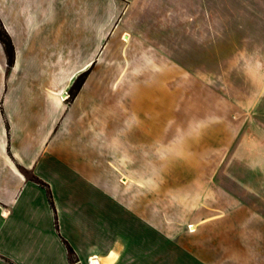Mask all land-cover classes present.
<instances>
[{"label":"rangeland","instance_id":"rangeland-1","mask_svg":"<svg viewBox=\"0 0 264 264\" xmlns=\"http://www.w3.org/2000/svg\"><path fill=\"white\" fill-rule=\"evenodd\" d=\"M13 1L1 3L11 10ZM37 2L25 0L37 14L0 18L13 47L9 65L0 41V140L10 137V109L34 112L24 97L54 93L71 108L92 95L96 129L105 127L96 141L107 143L108 167L120 172L110 170V188L142 216L143 257L264 264V53L253 52L263 43L220 21L213 3L176 6L172 23L163 0ZM218 10L249 21L239 2L224 0ZM57 133L45 134L43 152ZM16 167L56 210L49 183ZM31 189L0 220L6 237L31 235L13 230L32 224L19 212ZM7 260L0 254V264H13ZM68 260L81 264L74 253Z\"/></svg>","mask_w":264,"mask_h":264},{"label":"crops","instance_id":"crops-1","mask_svg":"<svg viewBox=\"0 0 264 264\" xmlns=\"http://www.w3.org/2000/svg\"><path fill=\"white\" fill-rule=\"evenodd\" d=\"M223 1L163 0L172 7V23L176 6L190 12L191 6L201 9L213 3L220 21L230 22L239 31L260 40L263 45L256 46L258 50L253 52L264 53V0H233L250 10L249 21H237L230 14L224 15L222 10L220 14L218 8ZM12 6L9 10L0 0L1 20L4 14H17L22 20L27 14L38 13L25 0H14ZM230 32L234 34L233 29ZM216 35L223 36L222 30ZM54 95L45 93L34 101L24 97L34 112L13 115L16 111L10 109L7 115L10 137L5 134V140L3 136L0 140V220L11 217L27 187L32 191L23 200L19 212L33 220L29 225L13 226L14 231H26L28 227L31 232L28 237L22 232L21 237H6L0 225V254L13 264H70L65 241L81 264L89 258L105 264H157L156 257H143L142 216L131 209L126 195L116 194L110 188L113 181L110 170L119 171L108 167L111 161L107 143L96 141V131L103 133L105 127L96 129L94 96L86 94L82 103L75 101L68 108L56 102ZM57 118L56 127L52 128ZM55 128L58 133L48 137L43 152L41 144L47 139L45 134H54ZM18 162L49 183L56 210L51 208L43 187L24 179L16 167Z\"/></svg>","mask_w":264,"mask_h":264},{"label":"trees","instance_id":"trees-1","mask_svg":"<svg viewBox=\"0 0 264 264\" xmlns=\"http://www.w3.org/2000/svg\"><path fill=\"white\" fill-rule=\"evenodd\" d=\"M0 41L6 47V55H7V58H8V63H9V65H12V62H13V47H12V43H11L10 39L8 38V36L2 32L1 25H0ZM67 250H68L69 256H71L72 253H73L72 249L69 246H67Z\"/></svg>","mask_w":264,"mask_h":264},{"label":"bare ground","instance_id":"bare-ground-1","mask_svg":"<svg viewBox=\"0 0 264 264\" xmlns=\"http://www.w3.org/2000/svg\"><path fill=\"white\" fill-rule=\"evenodd\" d=\"M115 259V257H111V259ZM91 264H105L103 261H99L98 259H94L93 261H90Z\"/></svg>","mask_w":264,"mask_h":264}]
</instances>
